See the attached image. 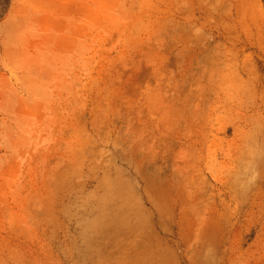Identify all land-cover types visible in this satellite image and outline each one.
<instances>
[{
    "label": "rangeland",
    "instance_id": "obj_1",
    "mask_svg": "<svg viewBox=\"0 0 264 264\" xmlns=\"http://www.w3.org/2000/svg\"><path fill=\"white\" fill-rule=\"evenodd\" d=\"M0 264H264V0H0Z\"/></svg>",
    "mask_w": 264,
    "mask_h": 264
}]
</instances>
